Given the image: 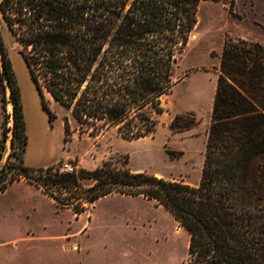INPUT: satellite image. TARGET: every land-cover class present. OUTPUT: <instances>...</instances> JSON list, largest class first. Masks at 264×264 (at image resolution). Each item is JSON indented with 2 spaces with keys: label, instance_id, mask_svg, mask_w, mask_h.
<instances>
[{
  "label": "trees",
  "instance_id": "obj_1",
  "mask_svg": "<svg viewBox=\"0 0 264 264\" xmlns=\"http://www.w3.org/2000/svg\"><path fill=\"white\" fill-rule=\"evenodd\" d=\"M206 1L223 0H0V12L21 45L51 123L58 116L48 96L70 111L82 132L115 127L135 140L156 132L163 99L176 84V67ZM219 58L198 185L134 171L128 160L113 158L67 173L60 162L41 168L23 162L28 135L21 88L0 28L4 110L8 90L13 104V126L9 113L3 122L0 194L27 180L77 216L108 195L142 196L188 232L186 264H264V45L228 36ZM64 122L66 142L68 116ZM199 123L193 111L178 113L170 129L184 132ZM10 131L12 151L2 164ZM85 179L92 185L84 186Z\"/></svg>",
  "mask_w": 264,
  "mask_h": 264
},
{
  "label": "rangeland",
  "instance_id": "obj_2",
  "mask_svg": "<svg viewBox=\"0 0 264 264\" xmlns=\"http://www.w3.org/2000/svg\"><path fill=\"white\" fill-rule=\"evenodd\" d=\"M198 19L176 67V84L163 99L164 112L158 116L156 132L130 140L115 127L90 135V130L82 132L78 122H73L69 140L59 153L63 157L72 154L83 158V164L71 158L59 161L61 164L76 163L80 172L82 168L95 169L110 158L119 164L128 160V166L134 171L199 184L219 55L228 36L264 45V0H235L233 4L232 0L206 1L200 6ZM0 28L10 57L15 56L19 66L21 45L8 29L1 12ZM17 76L20 87L26 90L25 74L20 66ZM7 101L8 114V109L12 108L10 94ZM50 106L60 117V124L68 110L52 101ZM188 111L197 115L198 126L173 133L170 124L174 115ZM11 138L12 133L4 143L6 160L12 151ZM83 183L89 187L92 180L85 179ZM66 194L61 193L63 197ZM33 216L22 221L25 231L21 235H13L7 229L9 224L0 221V264H186L188 258L189 234L163 206L142 197L101 199L92 207L91 217L84 215L77 219L65 210ZM61 227L73 235H52L62 232Z\"/></svg>",
  "mask_w": 264,
  "mask_h": 264
},
{
  "label": "crops",
  "instance_id": "obj_3",
  "mask_svg": "<svg viewBox=\"0 0 264 264\" xmlns=\"http://www.w3.org/2000/svg\"><path fill=\"white\" fill-rule=\"evenodd\" d=\"M12 62L17 75L13 59ZM18 63L19 66L22 67V64L19 62V60ZM17 78L19 84L21 85L19 76H17ZM25 79L27 89L25 90L20 87L24 109V118L26 122V132L28 135V144L23 154L24 164L32 168H41L57 164L59 161L66 160L68 158L74 160L76 159L78 160V164H83V158L77 157L76 155L72 154L70 155V157H68V155L63 157L62 154L59 153V150L62 149V146L65 142L66 136L64 119H62V122L58 124L60 117L57 114L58 117L53 123H51L48 112L42 106L40 95L30 76V73L28 79L26 78V76ZM9 94L10 90H8L7 96H9ZM48 99L52 102H55L51 96H48ZM11 106L12 108L11 110L8 109V113L12 114L13 123V104H11ZM5 113L6 111L4 110L2 93L0 90V147L3 137V122ZM65 116L69 117L71 125H73V122L77 123L76 119L72 116L70 111H67V113H65ZM75 131L77 132L78 130ZM112 196L142 197L127 196L122 194L108 195L95 201L91 205L90 209L77 216V214L70 208H60L55 200L49 197L41 187L27 180H19L10 184L8 188L0 194V221L5 224H9L7 226V229L13 235H21L25 231V227L21 225L22 221H26L25 219L29 217V215H51L56 212V210H65L73 213V215H75L77 219L84 215L91 217L92 207L95 206L101 199ZM28 227L29 224L27 225V229ZM53 228H56V226ZM60 229L62 230V232L52 235H73L72 233L65 232L63 227H61ZM79 232L80 230L75 233Z\"/></svg>",
  "mask_w": 264,
  "mask_h": 264
},
{
  "label": "built area",
  "instance_id": "obj_4",
  "mask_svg": "<svg viewBox=\"0 0 264 264\" xmlns=\"http://www.w3.org/2000/svg\"><path fill=\"white\" fill-rule=\"evenodd\" d=\"M10 118H9V122L8 125L11 128V123H12V114H10ZM9 134H11V131L9 132ZM5 157L2 159V162H5ZM61 171L63 172H67V173H78L79 169H78V165L76 163L73 162H65L62 163V165L60 166Z\"/></svg>",
  "mask_w": 264,
  "mask_h": 264
},
{
  "label": "bare ground",
  "instance_id": "obj_5",
  "mask_svg": "<svg viewBox=\"0 0 264 264\" xmlns=\"http://www.w3.org/2000/svg\"><path fill=\"white\" fill-rule=\"evenodd\" d=\"M12 59H13V61H14V65H15L16 71H18L19 66L16 65V64H17V59H16L15 56H13V55H12ZM18 60H19V62L22 64V67H20V68L23 70V72H24L26 78L28 79V76H29L28 68H27V66H26V63H25L23 57H22L20 54L18 55ZM18 65H19V63H18ZM9 108H11V106H9ZM175 221H176V220H175ZM185 231H186V230H185ZM186 232H187V231H186ZM187 233H188V232H187ZM188 239H189V238H188Z\"/></svg>",
  "mask_w": 264,
  "mask_h": 264
}]
</instances>
